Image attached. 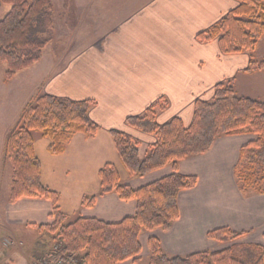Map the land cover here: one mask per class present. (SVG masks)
Wrapping results in <instances>:
<instances>
[{"label": "crops", "instance_id": "crops-1", "mask_svg": "<svg viewBox=\"0 0 264 264\" xmlns=\"http://www.w3.org/2000/svg\"><path fill=\"white\" fill-rule=\"evenodd\" d=\"M94 2V7H109L111 14L93 17V29L98 32L92 39L77 50L57 52L53 47L45 57L47 45L38 63L9 81H0V242L8 237L20 245L43 249L49 235L37 226L54 222L49 200L9 199L12 172L3 154L5 137L23 108L36 97L48 94L92 101L89 118L99 127L93 137L76 134L65 144L63 153L52 155L49 139L33 132L34 150L41 164V182L58 192L66 218L76 214L116 223L134 215L136 201L121 200L115 192L100 195L99 170L110 163L121 183L138 189L171 174L172 167L166 165L143 177L129 175L118 159L110 131L131 137L137 143L139 157L144 159L155 138L129 127L128 117L141 116L155 105L157 123L179 117L187 126L195 100L210 101L214 87L239 70L253 73L247 72L245 63L230 69V56L240 53L223 54L216 40L199 42L196 38L235 8L236 0ZM233 137H220L208 153L177 163L180 174L197 178L196 185L178 194L179 217L169 231L141 232V258L143 252L149 257L150 237L158 238L169 256L216 251L226 243L218 246L206 234L219 227L247 232L233 243L248 239L264 246L259 242L264 236V195L243 196L233 181L238 150L247 142L243 139L236 144ZM221 178H232L231 185ZM91 196H95L94 204L83 206L82 199ZM9 260L26 264L23 253ZM29 260L30 264L34 261ZM121 264L133 263L128 260Z\"/></svg>", "mask_w": 264, "mask_h": 264}, {"label": "trees", "instance_id": "trees-1", "mask_svg": "<svg viewBox=\"0 0 264 264\" xmlns=\"http://www.w3.org/2000/svg\"><path fill=\"white\" fill-rule=\"evenodd\" d=\"M236 1V7L219 22L197 34L199 42L216 40L223 54L254 50L264 35V0ZM0 3L10 7L0 20V62L6 66L4 80L9 81L42 59L54 31L55 7L52 0H0ZM261 70H264V59L258 63L249 61L247 72ZM91 104L90 100L74 101L41 94L23 108L5 137L3 154L12 167L10 201L40 198L52 203L54 222L37 226L58 247L48 251L49 260L76 258L84 264L139 261L141 232L169 231L179 217L178 194L196 185L197 178L180 174L177 163L208 153L223 136L254 137L239 148L233 179L243 196L264 195V103L239 96L232 86L219 83L210 101L195 100L187 126L179 117L157 123L155 105L141 116L126 119L129 127L155 138L144 159L139 157L137 143L131 137L121 131H110L118 159L129 175L143 177L166 165L172 167L171 174L138 189L121 183L110 163L99 170V194L115 192L121 200L134 199L133 216L116 223L78 217L65 224L66 215L61 211L58 192L41 182V164L35 154L33 132L49 139L50 154L59 155L74 135L93 137L97 133L99 127L89 118ZM94 200L95 196L85 197L82 205L91 207ZM246 233L219 227L206 236L218 243H228ZM147 246L148 264H264V246L254 243H233L220 250L196 251L184 256L167 255L156 237H150Z\"/></svg>", "mask_w": 264, "mask_h": 264}, {"label": "rangeland", "instance_id": "rangeland-1", "mask_svg": "<svg viewBox=\"0 0 264 264\" xmlns=\"http://www.w3.org/2000/svg\"><path fill=\"white\" fill-rule=\"evenodd\" d=\"M95 0H52L55 11H54V31L51 36V41L48 48L44 51L45 57L49 56L50 49L54 47V50L57 52L61 51H72L77 50L81 45L87 40L92 39V36L98 32L94 27V16H110L109 7H94ZM99 2H106L110 0H97ZM137 2L143 0H135ZM106 2V3H108ZM9 5H1L0 7V20L6 15L9 11ZM97 26V25H96ZM264 59V35L258 40V43L254 50L252 51H243L238 57L230 56V69L238 68L245 63L249 65V61L260 62ZM247 65V67H249ZM6 66L4 63L0 62V81L4 78ZM241 69V68H239ZM238 69V70H239ZM226 85H230L234 88L237 95L249 97L251 99L260 101L264 103V70L256 71L253 73H245L244 71L239 70L237 75L233 76L226 82H222ZM235 143L238 144L243 139L249 141L253 139L252 136H234ZM141 152H143L141 148ZM143 154V153H142ZM142 157V156H141ZM144 157V156H143ZM9 171L12 172L11 163L9 161ZM216 179V178H215ZM222 180H228V185H231L232 178H221ZM234 181V180H233ZM227 186V182L224 183ZM253 194V193H252ZM251 195V194H249ZM233 200V197H232ZM77 213V212H76ZM78 216L70 214L66 218L67 223L73 222ZM49 235V234H48ZM48 242L43 246V249L39 247H33L28 244L20 245L11 238H6L5 240H11L12 245L8 246L7 249L3 245V241L0 242V264H13L9 259L16 256V253H23L25 257V263L30 264L29 258L33 260L41 261L51 249H55V243H53L48 237ZM248 239H245L244 242L237 243L239 245L250 244L247 242ZM235 242V241H233ZM233 242H228L225 245H221L218 249H223L229 247ZM260 243L264 244V236L261 235ZM143 257L133 263V264H148L149 257L145 256L143 252ZM16 264V263H15Z\"/></svg>", "mask_w": 264, "mask_h": 264}, {"label": "built area", "instance_id": "built-area-1", "mask_svg": "<svg viewBox=\"0 0 264 264\" xmlns=\"http://www.w3.org/2000/svg\"><path fill=\"white\" fill-rule=\"evenodd\" d=\"M13 242H11V240H4L3 242V245L5 247H8L10 245H12ZM58 247H55L54 250H56ZM67 259L64 258V257H59L57 258L55 261H51L49 260L48 258H44L43 260L41 261H38V260H34L32 261L31 264H84V263H80L77 259L75 258H72V259H69L68 261H66Z\"/></svg>", "mask_w": 264, "mask_h": 264}]
</instances>
